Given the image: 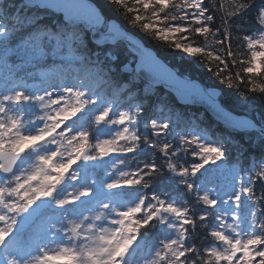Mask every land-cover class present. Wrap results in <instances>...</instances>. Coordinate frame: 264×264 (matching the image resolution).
Returning <instances> with one entry per match:
<instances>
[{"label":"snow or ice","instance_id":"obj_1","mask_svg":"<svg viewBox=\"0 0 264 264\" xmlns=\"http://www.w3.org/2000/svg\"><path fill=\"white\" fill-rule=\"evenodd\" d=\"M110 3L0 0V264H264V0Z\"/></svg>","mask_w":264,"mask_h":264},{"label":"trees","instance_id":"obj_2","mask_svg":"<svg viewBox=\"0 0 264 264\" xmlns=\"http://www.w3.org/2000/svg\"><path fill=\"white\" fill-rule=\"evenodd\" d=\"M91 1L96 5V7L101 12V14L104 15L108 20L109 19H115L116 21H118L120 23V25L123 28L128 30L130 33H138V29L132 28L131 25H129L127 23V18L122 14L121 10H119L116 6H114L110 3V0H91ZM142 35H143L142 33H138V36H142ZM243 45H244L243 40L233 39V41H232V47H233L234 51L242 50ZM146 46L150 47L157 55H159L160 53L163 52V49L160 48V46H158L157 44H155V42H152L151 44L146 45ZM183 56H184V54L180 53L178 51L172 52L171 55H169L167 57V59H165L164 61H166L168 63V65L171 66L172 68H174V65H180V66H183L185 68H188L189 71L187 72V74L190 76V78L196 79L197 81H199L201 83L202 86H204L209 79H213V80L215 79V77L212 76L211 73L207 72L204 67H200L195 63L189 65L186 60H182ZM192 59H198V57L192 58ZM235 70L236 69H233V71H235ZM217 84H219L218 81H217ZM217 89L219 90V96H218L219 101L222 100V98L224 97L225 94L228 95L230 101L234 102V101H238L240 99L239 95L237 94V89L228 88L226 84L219 85V87ZM169 99H172L171 95L169 96ZM249 99L256 106L257 112H259L261 109H264V97H261L259 95H255V94H249ZM177 107L181 108L184 112L189 113V114H200L202 112H205L206 113V116H205L206 122L210 121L212 118V116L208 113V111H206L205 109H203L200 106L177 105ZM236 111H237V114H242V112L240 111L239 108H237ZM236 138H237V140H241V142H243L242 138L240 136H237ZM250 154L251 153H245V156L243 158V162H244L245 166H247V164H248V156ZM255 155H259V153L257 152V153H255ZM238 156H239L238 152L233 147L229 153L230 162H235V160L238 158ZM204 232H206V230H203L201 232V235H203ZM210 241H211V238L209 237L205 241H201L200 239H198L197 243L203 242V243L207 244Z\"/></svg>","mask_w":264,"mask_h":264},{"label":"water","instance_id":"obj_3","mask_svg":"<svg viewBox=\"0 0 264 264\" xmlns=\"http://www.w3.org/2000/svg\"><path fill=\"white\" fill-rule=\"evenodd\" d=\"M86 2L88 3V4H91V5H93L94 7H95V5L94 4H92L91 2H89V1H87L86 0ZM109 21H111V22H114V23H117L118 25H120L116 20H113V19H111V20H109ZM121 26V25H120ZM131 34V33H130ZM152 50V49H151ZM153 51V50H152ZM153 53H154V51H153ZM155 54V53H154ZM169 67V66H168ZM170 68V67H169ZM198 85H200V83L198 82V81H196V80H194ZM201 86V85H200ZM216 92H217V95H218V90L216 89ZM218 100V99H217ZM193 104H198V105H201V106H203V107H205L210 113H211V110H210V105H209V101L208 100H206V99H204V100H201V99H199V98H197L196 99V101H195V103H193Z\"/></svg>","mask_w":264,"mask_h":264},{"label":"rangeland","instance_id":"obj_4","mask_svg":"<svg viewBox=\"0 0 264 264\" xmlns=\"http://www.w3.org/2000/svg\"><path fill=\"white\" fill-rule=\"evenodd\" d=\"M191 80V79H190ZM123 110V109H122ZM159 114V113H157ZM227 165H225L226 167ZM209 168H214L215 166L213 165H208ZM224 182V178L223 177H220V176H217L214 183H216L217 185H219L220 183Z\"/></svg>","mask_w":264,"mask_h":264}]
</instances>
